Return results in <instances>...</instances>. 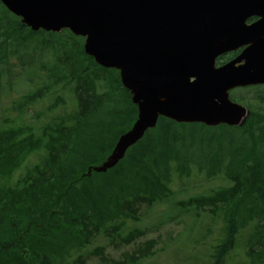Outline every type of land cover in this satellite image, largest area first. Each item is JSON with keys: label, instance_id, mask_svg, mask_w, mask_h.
Here are the masks:
<instances>
[{"label": "trees", "instance_id": "16d2710c", "mask_svg": "<svg viewBox=\"0 0 264 264\" xmlns=\"http://www.w3.org/2000/svg\"><path fill=\"white\" fill-rule=\"evenodd\" d=\"M4 65L24 75L29 89L19 121L0 124V264H140L155 256L156 238L121 257H110L106 247L118 246L121 216L137 218L147 193L169 195L171 159H181L171 155L180 142L176 122L162 119L116 167L88 175L115 146L120 122L112 113H125L128 125L138 114L119 71L96 63L71 31L32 30L0 2V70ZM259 120L234 130L230 141L242 147L224 142L240 153V163L228 165V185L180 203L185 212L222 220L215 242L186 264H232L244 247V264H264V164L252 162ZM126 231L127 244L145 235ZM102 233L111 238L107 246L96 239Z\"/></svg>", "mask_w": 264, "mask_h": 264}, {"label": "water", "instance_id": "95a60500", "mask_svg": "<svg viewBox=\"0 0 264 264\" xmlns=\"http://www.w3.org/2000/svg\"><path fill=\"white\" fill-rule=\"evenodd\" d=\"M0 1L33 30L69 27L75 34L86 35L87 52L99 64L120 69L139 105V120L98 171L115 165L146 128L156 126L160 114L208 125L241 124L245 108L229 101L227 89L264 83V52L253 46L249 67L247 63L236 66L244 59L240 57L224 68L222 86L203 87L216 85L206 81L217 77L209 57L212 40L213 49L222 48L225 40L232 49L243 45L247 37L258 39L251 34L256 29H248L245 19L253 15V8L264 11V0ZM101 32L115 47L113 55L97 54L104 45L98 39ZM243 76H247L244 82ZM211 94L208 105L203 100Z\"/></svg>", "mask_w": 264, "mask_h": 264}, {"label": "rangeland", "instance_id": "374dc122", "mask_svg": "<svg viewBox=\"0 0 264 264\" xmlns=\"http://www.w3.org/2000/svg\"><path fill=\"white\" fill-rule=\"evenodd\" d=\"M93 0L90 3H93ZM111 45H103L97 51L98 55L110 56L113 54ZM16 70V69H15ZM243 76L240 80L246 81ZM23 77L14 75L10 79L6 73L0 79V123L8 124L12 118H17L18 110L16 102L21 98L22 92L28 90L20 86ZM20 86V89L19 87ZM237 95H253L255 90H240ZM201 94V93H200ZM248 103H251L248 101ZM175 130L180 137L178 148L173 152H181L185 160H192L189 166L190 174L181 176L175 169L176 162L172 163L171 180L168 183L169 188L173 191L170 198L155 204L151 207L143 205L140 209V219L138 221L129 220V227H138L146 231V234L137 240V243L124 246L121 248H111L107 246L105 240H100L99 244L106 245V252L110 257H121L124 253L132 251L137 244L143 243L148 239H158L159 251L151 258H148L140 264H161L165 261H171L176 264H186L194 255H203L208 250V244L215 242V237L219 234V226L222 220L205 214L185 212L176 205L179 200H186L195 196H202L211 193L213 189L225 186V181L221 178L210 179L206 176L215 177L221 172L220 168L227 169L228 161L232 158V153L224 142L230 141L233 137L234 130L237 128L225 127H204L201 124L176 123ZM256 152L252 156V162L264 164L262 152H264V138H257ZM234 149L240 146V141H230ZM205 165L206 174L200 169L199 165ZM231 169V168H230ZM237 170H241L238 167ZM188 173L189 170H186ZM264 172V168H263ZM165 216L175 217L177 221L161 220ZM211 223V233L207 229V224ZM184 228L189 233L184 235ZM209 228V227H208ZM212 237L208 238V235ZM161 247H165L164 251ZM243 257H247L246 248H243L241 255H235L232 264H244Z\"/></svg>", "mask_w": 264, "mask_h": 264}, {"label": "flooded vegetation", "instance_id": "af4514ba", "mask_svg": "<svg viewBox=\"0 0 264 264\" xmlns=\"http://www.w3.org/2000/svg\"><path fill=\"white\" fill-rule=\"evenodd\" d=\"M247 9L250 10L251 7H248ZM253 10H254L253 15H248L246 17V23L248 25H253L257 21H260L264 18V11H258L256 8H253ZM261 30H262L263 36H264V22L261 24ZM246 43L247 44L245 46H242L236 50L228 51V52L224 53L223 55H221L220 57H218L216 60V66H220V65H222L228 61H231V60L237 58L243 52L244 49L249 50L250 47L252 46V41L250 39H248L246 41ZM259 48L261 50H263L264 46H259Z\"/></svg>", "mask_w": 264, "mask_h": 264}]
</instances>
